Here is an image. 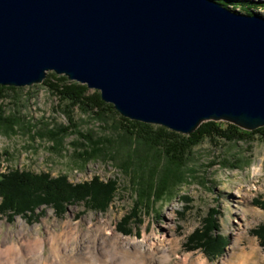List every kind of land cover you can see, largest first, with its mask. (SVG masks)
<instances>
[{
	"label": "water",
	"instance_id": "obj_1",
	"mask_svg": "<svg viewBox=\"0 0 264 264\" xmlns=\"http://www.w3.org/2000/svg\"><path fill=\"white\" fill-rule=\"evenodd\" d=\"M47 72L182 135L264 127V17L214 0H0V85Z\"/></svg>",
	"mask_w": 264,
	"mask_h": 264
},
{
	"label": "rangeland",
	"instance_id": "obj_2",
	"mask_svg": "<svg viewBox=\"0 0 264 264\" xmlns=\"http://www.w3.org/2000/svg\"><path fill=\"white\" fill-rule=\"evenodd\" d=\"M259 14L264 12L259 11ZM59 105V99L41 84L9 92V97L0 100V117L14 115L22 126L15 134L0 131V154L6 153L1 159L0 174H10L14 170L46 173L52 178L65 174L67 181L74 185L98 178L103 183L109 181L117 185L116 188L114 184V199L102 212L87 211L80 202L66 204L60 213L51 206H41L35 209L34 218H28L30 215L10 218L0 213V244L17 242L19 235L32 237L38 234L46 242L45 255H49L48 241L50 234H55L60 238L68 235L66 239L70 246L80 247L81 242L84 249L97 247L100 251L102 248L98 243L107 237V223H110L116 235L131 241L151 235L171 240L169 259L155 264H181L180 258L184 254L192 255L190 261H195L200 254L206 264H224L250 243L256 245L263 257L253 256L252 259L258 261L257 264H264V247L253 233L264 225V209L261 208L264 203V146L257 136L252 141L236 144L205 140L194 149L193 159L188 164L189 177L171 199L165 197L148 208H135L129 177L117 170L110 160H91L82 166L73 158L77 134L65 137L61 155L52 152L49 149L52 144L40 138L38 133L44 125L53 129L68 125ZM73 119L79 131H92L95 138L102 134L98 122L87 114L74 110ZM223 161L240 167H224ZM127 215L130 221L124 226ZM212 222L215 224L214 235L220 236L218 240L225 243L218 256L205 255L201 248H194L196 243L188 240L197 231V235L210 233L208 226ZM69 223L72 224L70 229ZM118 227L126 228L130 234H121Z\"/></svg>",
	"mask_w": 264,
	"mask_h": 264
},
{
	"label": "trees",
	"instance_id": "obj_3",
	"mask_svg": "<svg viewBox=\"0 0 264 264\" xmlns=\"http://www.w3.org/2000/svg\"><path fill=\"white\" fill-rule=\"evenodd\" d=\"M214 1L228 10L246 15L264 12V0ZM261 16L264 17V14ZM41 85L59 99L58 107L66 115L68 125L54 129L44 125L43 130L38 133L40 138L52 144L49 148L52 152L61 155L65 137L71 133L77 134L73 158L82 166L91 160H110L117 170L129 177L135 195V208H148L153 202L165 197L171 199L176 189L189 177L188 164L193 159L194 149L205 140L236 144L252 141L257 136L264 146V127L244 131L232 124L208 121L202 123L192 134L182 135L162 126L122 117L111 104L100 99L98 91L68 80L63 75L49 72ZM23 88L0 85V100L9 97V92ZM74 110L87 114L98 122L102 134L95 138L92 131H79L73 119ZM20 127L22 128L16 116L0 117V131L3 134H15ZM5 156V152L0 154V165ZM222 165L234 169L240 167L239 164L232 165L228 161H223ZM67 180L65 174L56 178L46 173H24L18 170L6 175L0 174V213L10 218L17 215H30L28 218H34L35 209L41 206H51L60 213L66 204L80 202L87 211L102 212L106 211L114 199L115 183H103L94 178L91 182L74 185ZM115 186L117 188L116 184ZM261 208L264 209V203ZM125 217L124 226L130 221V216ZM118 231L123 235L130 234L126 228L118 227ZM208 231L212 234L197 235V231L188 240L196 243L194 248H201L205 255L218 256L225 243L218 240L220 236L216 238L214 235V222L208 226ZM253 233L264 247V225Z\"/></svg>",
	"mask_w": 264,
	"mask_h": 264
},
{
	"label": "bare ground",
	"instance_id": "obj_4",
	"mask_svg": "<svg viewBox=\"0 0 264 264\" xmlns=\"http://www.w3.org/2000/svg\"><path fill=\"white\" fill-rule=\"evenodd\" d=\"M107 224V237L98 243L102 248L100 251L96 250L97 247L84 249L81 242L80 247L70 246L69 239H66L69 238L68 235L60 238L50 234V254L45 255L46 242L38 234L32 237L19 235L17 242L0 244V264H155L157 261L162 263L169 259L168 247L173 242L164 236H144L142 239L131 241L116 235L114 227H111L110 223ZM68 227L70 229L72 224L69 223ZM253 256L263 259L256 245L250 243L224 264H257L258 261H254ZM191 257V254H184L180 258L181 264H206L200 254L195 257V261H190Z\"/></svg>",
	"mask_w": 264,
	"mask_h": 264
}]
</instances>
